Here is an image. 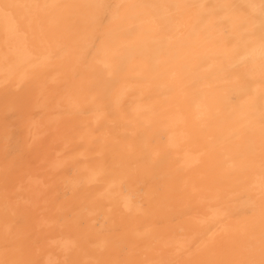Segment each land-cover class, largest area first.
<instances>
[{"label":"bare ground","instance_id":"1","mask_svg":"<svg viewBox=\"0 0 264 264\" xmlns=\"http://www.w3.org/2000/svg\"><path fill=\"white\" fill-rule=\"evenodd\" d=\"M0 264H264V0H0Z\"/></svg>","mask_w":264,"mask_h":264}]
</instances>
